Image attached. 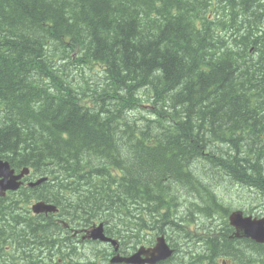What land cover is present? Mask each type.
Returning <instances> with one entry per match:
<instances>
[{
    "label": "trees",
    "instance_id": "16d2710c",
    "mask_svg": "<svg viewBox=\"0 0 264 264\" xmlns=\"http://www.w3.org/2000/svg\"><path fill=\"white\" fill-rule=\"evenodd\" d=\"M0 159L47 178L0 198V264L9 243L27 264H96L60 249L94 221L188 244L162 264H264L218 193L264 216V0H0ZM34 200L58 214L15 211Z\"/></svg>",
    "mask_w": 264,
    "mask_h": 264
},
{
    "label": "water",
    "instance_id": "95a60500",
    "mask_svg": "<svg viewBox=\"0 0 264 264\" xmlns=\"http://www.w3.org/2000/svg\"><path fill=\"white\" fill-rule=\"evenodd\" d=\"M28 173L27 169H23L18 175L14 174V170L10 168L7 161L0 159V197H4L7 191H16L20 185V179ZM40 182V181H39ZM37 182V183H39ZM34 213H53L56 211L55 206L46 204L42 201L37 202L32 206ZM229 224L235 229L233 237H245L255 241L256 243L264 244V218L257 219L243 217L240 210L233 211L228 217ZM90 237L94 240L108 241L102 233V226L93 229ZM172 250L167 245L164 236H159L156 239V244L153 248L144 250L140 249L137 253L127 258H114L113 262H125L127 264H156L169 258ZM144 255L145 258H141Z\"/></svg>",
    "mask_w": 264,
    "mask_h": 264
},
{
    "label": "flooded vegetation",
    "instance_id": "af4514ba",
    "mask_svg": "<svg viewBox=\"0 0 264 264\" xmlns=\"http://www.w3.org/2000/svg\"><path fill=\"white\" fill-rule=\"evenodd\" d=\"M34 181L35 180L32 178L30 180V182L24 187L25 190L32 189V187L30 186V184H32ZM15 211H17L18 213L19 212L25 213V217L24 218H29L32 215L35 216L32 213L31 208H29V207H26V208L21 207V206L15 207ZM17 212H15V214ZM27 214H29L30 216L27 215ZM36 215H44V214H36ZM30 224L31 223L29 221H24V222H22V224H20V226H22L24 229H26V228H30ZM77 228L78 227H74V228H70V229H73L74 230V229H77ZM63 232H65V231H62V233ZM218 233H220V232H218ZM107 234L112 236V234L110 232H108V231H107ZM205 234L207 235L206 232H205ZM82 236H84V233L81 234V235H76V238H74V239H72L70 237L71 243L75 245V243L77 241H80L81 243L83 242V245H81L80 248L83 249V250H85L86 252H88L87 254H89L91 257H96L97 256L98 260L96 261V264H125V263H112L111 262V259L116 254H119L121 256H126L127 254L129 255V254H131V253L134 252V250H131V248H129V247L125 248L126 249V251H125L123 249V243L121 242L120 239H118V244L116 246L115 245H111V243H105V244L98 245L99 247H93V246L88 245V243L82 241L81 240L82 239ZM137 236H138V234H137ZM138 239L139 238L137 237V243L135 245V248L140 247V245L138 244ZM62 244L63 243L61 242L60 243V249L61 250H64V252H66L68 254V257L71 256L72 254H74V252L78 253V249L77 248H79V246L77 244H76V247L77 248H73L71 246L70 247H64ZM9 245L11 247L9 253H10V257H11L12 264H19V263L20 264H23V261H24V263H26L28 261V259L27 258H24L22 256L21 252H19V251L22 250V248L24 247L25 243H24V245H22V246H20L18 248L12 247L10 243H9ZM186 247L187 248L189 247L188 244H181L180 246H178L176 248L177 253H175V250L172 249L173 252H174V256L179 257L181 254L183 255V253L185 252ZM29 248H30V251L31 252L29 250H28V252L32 253V251H34L36 253L35 247L33 248V250H32V246H30ZM128 250H130V251L128 252ZM82 252H84V251H82ZM43 253H44V249L41 247V249L38 250V255L41 256V257H44ZM32 255L34 256V254H31V256ZM79 255H80V253H78L77 256H79ZM35 258H36V255H35ZM31 260L32 259L30 258V261ZM41 261H42V259H41Z\"/></svg>",
    "mask_w": 264,
    "mask_h": 264
},
{
    "label": "rangeland",
    "instance_id": "374dc122",
    "mask_svg": "<svg viewBox=\"0 0 264 264\" xmlns=\"http://www.w3.org/2000/svg\"><path fill=\"white\" fill-rule=\"evenodd\" d=\"M72 71H74L73 73H76L77 71L76 70H74V69H71ZM240 189L238 188V187H236L235 185H233V184H229V183H224V182H222V187L220 188V191L218 192V193H220V196L221 197H223V196H227L226 198H228L229 200H230V202H231V204H232V207L233 208H236L237 209V207L238 208H240L241 206L240 205H243L244 203H243V201L241 200V199H239L240 197H239V194H240ZM33 201H31V203H32ZM30 203V204H31ZM248 203V202H247ZM248 205H250V203L248 204ZM29 208H30V205L28 206ZM252 207H255L254 205H252ZM189 207L187 206L185 209H179L178 211L180 212V213H177V214H175L174 216H173V218L175 219V218H178L181 214H183L184 212H186L187 211V209H188ZM255 212H257V213H255ZM258 212L259 211H256V210H254V214H258ZM246 213V212H245ZM194 217L198 220V223H199V225H206L207 223H208V225H206L207 227H209V228H211V227H218L219 226V221L218 220H220V218L217 216L216 218H213L211 221H206V220H204L203 218H200V217H197V216H195L194 215ZM59 223H61L62 224V228H65L66 227V225H65V222H62V221H60ZM134 230V229H133ZM133 230H131V231H129V236H133V235H135L134 233H133ZM155 231V232H154ZM154 231H152L153 233L152 234H149V235H151V237H153V239L152 240H150V241H153V240H155V238L157 237V233H159L158 231H156V230H154ZM142 235H144V233L143 232H140L139 233V235L137 236H135L134 237V240H135V242L137 243V237L139 238L138 239V244L139 245H141V243L143 242V238L141 237ZM214 235H218L217 234V232L214 234ZM165 240H166V237H165ZM154 242V241H153ZM166 243H168V244H170V242H168V240H166ZM138 245V246H139ZM137 247V246H136ZM174 247H176V246H174ZM78 249V253H80V252H82V251H84V252H82V254H86V255H88L87 253L88 252H86L85 250H83V249H80V248H77ZM173 249H175V251H176V248H173ZM124 250L126 251V249L124 248ZM86 252V253H85ZM176 253H177V251H176ZM73 255V254H72ZM78 255V254H77ZM89 258V257H88ZM89 260V259H88ZM21 261V260H20ZM23 261V260H22ZM10 263H12V261H10ZM20 264V263H19ZM23 264H27V263H24V261H23ZM29 264H33L32 263V260L31 261H29ZM66 264H67V262H66Z\"/></svg>",
    "mask_w": 264,
    "mask_h": 264
},
{
    "label": "bare ground",
    "instance_id": "6f19581e",
    "mask_svg": "<svg viewBox=\"0 0 264 264\" xmlns=\"http://www.w3.org/2000/svg\"><path fill=\"white\" fill-rule=\"evenodd\" d=\"M35 181L32 183V184H30V186L32 187V189L34 188V187H37V186H40L42 183H44V182H46L47 181V178H45V177H40V178H34V177H32ZM31 178V179H32ZM40 181V182H39ZM37 182H39V183H37ZM14 193H17V192H13V193H10V194H14ZM7 196H9V194H7V195H5L4 197H1V198H5V197H7ZM34 204H36V201L34 200L31 204H30V208H31V211H32V213L34 214V215H36V213H34L33 212V210H32V206L34 205ZM53 206H55V205H53ZM55 208H56V211L55 212H53V213H39V214H44V215H49V214H51V215H54V214H58V208L55 206ZM242 212V214H243V217H250L251 216V214H247V213H245L243 210L241 211ZM65 225H66V227H65V229L66 228H68V224H66L65 223ZM74 227H79V226H71V228H74ZM64 229V228H63ZM158 236V235H157ZM156 239V238H155ZM173 249V248H172ZM175 250V249H174ZM175 253H176V251H175Z\"/></svg>",
    "mask_w": 264,
    "mask_h": 264
}]
</instances>
